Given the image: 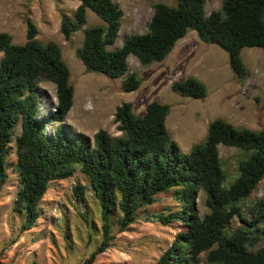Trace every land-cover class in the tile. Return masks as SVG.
Wrapping results in <instances>:
<instances>
[{
    "label": "trees",
    "instance_id": "obj_1",
    "mask_svg": "<svg viewBox=\"0 0 264 264\" xmlns=\"http://www.w3.org/2000/svg\"><path fill=\"white\" fill-rule=\"evenodd\" d=\"M70 1L79 2V6L73 16L61 14L64 39L70 41L84 29L77 57L88 71L121 79V89L126 93L139 90L144 82L130 72V57L143 66L164 62L191 31L203 43L226 51L230 67L241 81L248 77L243 49L264 50V0H223L209 15L207 0L156 3L147 32L128 36L119 47L115 45L124 12L117 0ZM89 11L104 25L87 27ZM26 25L22 45L14 44L10 34L0 33V192L13 149L19 173L13 211L22 218L20 231L37 225L50 183L71 178L79 167L89 179L101 210V244L85 264H94L118 234L136 223L140 209L168 193L180 209L169 210L158 221L164 226L180 223L184 231L156 264H264V199L252 206L251 222L242 218L239 205L264 179V129L238 128L225 119H216L208 125L205 142L182 155L166 126L169 105L154 101L144 114L137 115L131 103H123L114 114L121 135L99 130L91 141L64 124L74 106L75 88L61 47L41 41L38 28L29 18ZM40 81L56 87L54 111L40 110ZM171 89L196 100L208 95L206 85L195 77L176 81ZM18 126L21 131L15 136ZM220 146L247 153L238 163L239 175L229 185ZM200 192L205 195L207 209L203 215L196 207ZM73 195L87 208L84 185L76 184ZM236 217L244 226L233 230L231 223Z\"/></svg>",
    "mask_w": 264,
    "mask_h": 264
},
{
    "label": "rangeland",
    "instance_id": "obj_2",
    "mask_svg": "<svg viewBox=\"0 0 264 264\" xmlns=\"http://www.w3.org/2000/svg\"><path fill=\"white\" fill-rule=\"evenodd\" d=\"M222 1L207 0V14L218 10ZM117 2L124 17L115 47L121 46L130 35L147 32L156 3L175 4L174 0ZM78 6L79 2L70 0H0V33L10 34L14 44L26 42V20L29 18L38 28L41 41L54 42L61 47L75 88L74 106L64 122L71 130L85 134L91 141L99 130L120 136L114 123L116 108L131 103L134 112L142 115L154 101L171 107L166 126L182 155L189 153L194 145L205 142L208 125L216 119H225L238 128L264 129V50L243 49L242 59L248 77L241 81L230 67L228 53L203 43L197 33L191 31L177 43L164 62L143 66L135 57H130V72L138 74L144 82L139 90L126 93L121 89V79L90 72L77 57L76 51L84 42V29L75 33L70 41L64 39L60 31L61 14L73 16ZM97 25H104V22L89 11L87 27ZM2 57L0 53V59ZM188 77H195L206 85L208 95L205 99L185 98L172 91L174 82ZM37 94L41 112L54 111L57 103L55 85L40 81ZM20 131L18 126L15 136ZM11 146L14 148L13 144ZM13 151L7 161V180L0 192V264H85L102 240L101 210L90 189L89 179L76 167L71 178L50 183L42 200L40 220L32 230L21 232L22 218L13 211L19 186ZM219 151L229 185L239 175L238 163L247 153L225 146H220ZM76 184L87 188V208L75 201L73 187ZM261 199H264V179L249 198L239 203L243 219L252 221L251 208ZM204 200L205 195L200 192L196 207L201 215L207 213ZM179 206L172 193L159 195L154 204L137 212L136 223L118 234L111 247L99 254L94 264H156L176 236L184 231L177 222L162 225L159 217L169 210L180 209ZM242 226L240 217L231 223L233 230Z\"/></svg>",
    "mask_w": 264,
    "mask_h": 264
}]
</instances>
